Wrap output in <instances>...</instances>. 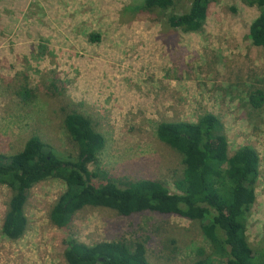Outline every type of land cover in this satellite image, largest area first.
<instances>
[{"label":"rangeland","instance_id":"374dc122","mask_svg":"<svg viewBox=\"0 0 264 264\" xmlns=\"http://www.w3.org/2000/svg\"><path fill=\"white\" fill-rule=\"evenodd\" d=\"M144 1L0 0V153L22 150L33 135L71 150L62 103L47 92L51 83H65V101L83 102L106 139L91 169L121 184L152 178L179 192L181 159L158 139L157 126L213 113L223 123L218 144L259 153L247 234L264 264V101L259 108L250 102L252 93H264V45L249 37L260 10L246 0H213L202 30L185 33L141 13ZM192 1H179L169 13L185 12ZM20 85L33 89L28 101L14 93ZM65 188L59 178L35 184L25 207L28 226L11 239L2 224L12 191L0 185V264H68L69 237L89 245L142 241L154 264H190L212 253L200 222L188 214L124 217L87 206L60 229L50 210Z\"/></svg>","mask_w":264,"mask_h":264},{"label":"trees","instance_id":"16d2710c","mask_svg":"<svg viewBox=\"0 0 264 264\" xmlns=\"http://www.w3.org/2000/svg\"><path fill=\"white\" fill-rule=\"evenodd\" d=\"M179 1L145 0L141 13L163 17L165 30H202L213 0H193L185 12L169 13ZM246 1L260 10L250 25L249 37L255 44L264 45V0ZM99 37L91 35L90 40L96 42ZM64 85L53 82L47 92L62 103L59 110L72 141L71 150H59L33 135L22 150L0 153V185L12 191L2 224L4 235L16 239L26 230L29 218L25 207L30 189L41 181L59 178L66 188L54 202L50 219L60 229L68 230L74 215L87 206L111 208L124 217L145 211L188 214L200 222L203 235L213 247L212 253L190 264H259L260 252L247 234V221L257 203L260 175V156L255 148L247 145L230 152L218 144L223 137V123L213 113H205L197 121H161L157 126L158 139L181 159L176 179L179 192L152 178L121 184L108 179L106 172L91 169L106 139L83 102L65 101ZM14 93L28 101L33 89L20 85ZM263 101V91L250 96L256 108ZM66 243L64 256L68 264H154L146 244L138 240L89 245L69 237ZM261 252L264 253V247Z\"/></svg>","mask_w":264,"mask_h":264}]
</instances>
